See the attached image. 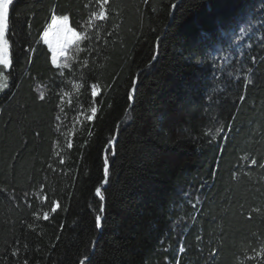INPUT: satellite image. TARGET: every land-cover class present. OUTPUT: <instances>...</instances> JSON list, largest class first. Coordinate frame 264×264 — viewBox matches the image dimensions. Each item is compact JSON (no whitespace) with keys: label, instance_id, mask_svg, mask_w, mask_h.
Segmentation results:
<instances>
[{"label":"trees","instance_id":"obj_1","mask_svg":"<svg viewBox=\"0 0 264 264\" xmlns=\"http://www.w3.org/2000/svg\"><path fill=\"white\" fill-rule=\"evenodd\" d=\"M88 3L13 0L0 264H264V169L251 164L264 163V0H109V19L78 28L93 39L57 70L41 39L53 6L75 27Z\"/></svg>","mask_w":264,"mask_h":264},{"label":"snow or ice","instance_id":"obj_2","mask_svg":"<svg viewBox=\"0 0 264 264\" xmlns=\"http://www.w3.org/2000/svg\"><path fill=\"white\" fill-rule=\"evenodd\" d=\"M148 0H145L147 3ZM13 5V0H0V66L3 69L7 70L13 66V61L10 55V9ZM93 5H95L98 10H95ZM107 5H109V0H89V3L85 5V8L89 9V14L86 20L82 18V24H77L75 27L69 26L70 15L69 14H56L55 8L53 6V13L50 16V22L46 24V27L43 28L41 39L43 43L47 45L51 57L50 63L53 65L57 70L66 69L68 68V64L64 63L61 64V58L67 59L68 53L72 46L79 48L80 41L83 40H91L93 37L91 34H85L84 32L78 31L77 29L86 25L87 28H95L97 25L95 22H105L109 19V14L107 11ZM30 27V25H29ZM111 33H109L110 35ZM25 51H28L26 48ZM254 59V58H253ZM87 66V61L81 65V68ZM2 75V73H0ZM65 73L63 71H58L57 77L60 79L61 82L65 79ZM247 82V81H246ZM86 87L90 88L91 90V97L93 101L96 100L98 95L100 94L98 90V85L95 82L90 83ZM8 88V79L7 76L4 78V83L0 86V91ZM138 91V82L137 80L132 81L131 90L127 93V98L129 101L134 100V93ZM57 98L59 100H63V95L57 93ZM41 102L45 100V96L40 94L38 97ZM240 100H245L244 96L240 97ZM98 109L96 107L91 108L92 115L88 116V121H93ZM217 132H221V129L218 128ZM39 135V133H37ZM118 143V135H113L111 139H109L104 148L102 149L103 153V181L102 184L107 185L109 183V172H110V161L116 155V145ZM68 147L71 148L72 144L69 143ZM63 163V161H61ZM252 165L259 164V167L264 169V163H259V161L255 158L251 160ZM236 173H233V179H235ZM95 198L99 199V208L95 215V228L97 230H102L104 227V214L107 211V207L105 204V197L102 195L101 187H96L94 190ZM52 213H57L58 208L60 207L58 201H53ZM252 211L259 212V209H253ZM50 217L46 212L44 214V219L48 220ZM253 217L249 215L247 217L248 220H251ZM63 229L64 225L60 226ZM59 239V238H58ZM199 239V237L197 238ZM183 251V249H181ZM219 249H214L210 253V259H215V256L218 254ZM13 256L17 255V251L12 252ZM257 255L264 256V248H261L260 252ZM88 261V257L80 261V264H86ZM24 264H28V261L25 259ZM90 264V261H89Z\"/></svg>","mask_w":264,"mask_h":264},{"label":"rangeland","instance_id":"obj_3","mask_svg":"<svg viewBox=\"0 0 264 264\" xmlns=\"http://www.w3.org/2000/svg\"><path fill=\"white\" fill-rule=\"evenodd\" d=\"M72 47H73V46H72ZM60 63H61V64L66 63V59L61 58ZM1 69H3L2 66H0V73H2V75H0V86H2L3 83H4V75H3V72L1 71ZM3 70H5V69H3Z\"/></svg>","mask_w":264,"mask_h":264}]
</instances>
